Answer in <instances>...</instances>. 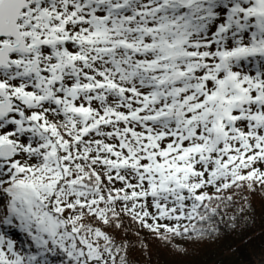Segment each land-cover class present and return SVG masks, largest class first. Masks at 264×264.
I'll list each match as a JSON object with an SVG mask.
<instances>
[{
	"label": "snow or ice",
	"instance_id": "6c2138e0",
	"mask_svg": "<svg viewBox=\"0 0 264 264\" xmlns=\"http://www.w3.org/2000/svg\"><path fill=\"white\" fill-rule=\"evenodd\" d=\"M256 194L264 0H0V264L184 255Z\"/></svg>",
	"mask_w": 264,
	"mask_h": 264
},
{
	"label": "trees",
	"instance_id": "16d2710c",
	"mask_svg": "<svg viewBox=\"0 0 264 264\" xmlns=\"http://www.w3.org/2000/svg\"><path fill=\"white\" fill-rule=\"evenodd\" d=\"M254 211L245 215L237 230L215 241L190 245L187 254L177 255L167 247L148 241V248L137 253L141 264H259L264 263V197L250 196ZM139 247V245H137Z\"/></svg>",
	"mask_w": 264,
	"mask_h": 264
},
{
	"label": "rangeland",
	"instance_id": "374dc122",
	"mask_svg": "<svg viewBox=\"0 0 264 264\" xmlns=\"http://www.w3.org/2000/svg\"><path fill=\"white\" fill-rule=\"evenodd\" d=\"M259 264H264L263 262L259 263Z\"/></svg>",
	"mask_w": 264,
	"mask_h": 264
}]
</instances>
